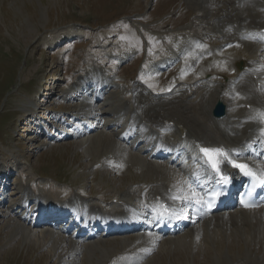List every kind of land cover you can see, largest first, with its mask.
I'll return each instance as SVG.
<instances>
[{
    "label": "rangeland",
    "instance_id": "374dc122",
    "mask_svg": "<svg viewBox=\"0 0 264 264\" xmlns=\"http://www.w3.org/2000/svg\"><path fill=\"white\" fill-rule=\"evenodd\" d=\"M213 2L225 7L226 0H0V170L6 168L8 174L5 182L9 181L0 184V197L3 196L0 200L5 201L0 203V264L260 262L263 243L254 239L249 244L245 242L252 235L247 226L216 230L209 236L199 234L197 239L188 233L161 242L155 238V246H158L157 243H166V247L158 246L149 257L147 255L153 249L147 253L143 242L139 244L144 236L139 238L137 234L116 239L105 238L99 246L95 245L98 242L75 241L79 247H84L82 252L75 254L70 244L72 240L62 235L55 237L60 244L54 251L47 245L40 248L25 245L19 235L13 234L17 224L22 225V222L9 209L18 204L22 184L31 185L37 193L53 196L54 199L61 196L60 199L67 200L73 195L78 196L75 193L79 192L89 203L110 212L119 210L122 195L128 189H137L152 181L157 184L167 182L165 176L169 166L157 163L161 168L159 176H148L151 169L143 157L129 152L122 144L124 153L112 151L116 136L111 130L101 128L102 125L91 135V143L88 136L84 140L83 137L62 139L61 133L73 128L75 116L83 114L86 115L83 120H87L88 114L102 106L99 98L96 103H87L90 99L85 97L83 102V96L77 97L80 92L76 91L79 78L91 74L96 68H104V75H113L118 83V87L111 85V93L106 94V98L110 97L112 102L117 99L118 103L134 99L136 107L141 106L142 98H149L151 101L148 104L155 103L144 94L141 98L139 96L140 100H136L137 94L135 96L133 90L139 86V82L149 87V90L144 88L145 93L150 95L152 91L162 96L174 91L179 82L190 84L185 86L188 88L195 87L203 80L214 79L215 75L233 79L235 75L232 69L235 67L229 59L240 62L244 54L248 53L241 45L229 53L219 52L217 57H207L198 73L190 77L194 69L191 63L198 61L199 54L223 42V35L217 32L221 30L209 23L210 18L206 20L204 17L206 11H212ZM139 24L141 32L137 28ZM192 37L203 41L198 44L201 43L205 50L198 51V54L196 51L191 52L189 63L182 69L176 68L179 65L176 63L172 68L151 76L150 70L155 60L168 56ZM61 39L66 40L65 44L53 50ZM240 48L245 53L239 54ZM126 55L132 57L127 63L121 64V58ZM215 80L225 82L222 79ZM119 84L121 90H118ZM83 85L80 84L79 88ZM172 94L163 99H171ZM169 102L165 101L167 104ZM109 115V120L115 119V116ZM30 120H36L39 128L41 123L47 124L48 133L33 135L26 132ZM110 122L115 126V121ZM98 137L113 143L110 147L107 145L109 148L102 147ZM106 157L108 160L114 157L116 161H107ZM132 158L138 159L134 161ZM119 159L123 160L120 166ZM37 231L41 234L55 230L44 227ZM47 237L50 239V236ZM179 240L182 243L177 245L176 241ZM66 241H70L69 245H66ZM135 246L139 247L140 258H147L127 263L125 254Z\"/></svg>",
    "mask_w": 264,
    "mask_h": 264
},
{
    "label": "bare ground",
    "instance_id": "6f19581e",
    "mask_svg": "<svg viewBox=\"0 0 264 264\" xmlns=\"http://www.w3.org/2000/svg\"><path fill=\"white\" fill-rule=\"evenodd\" d=\"M211 8L212 11H206L204 17L206 20L210 18L211 22L209 23L215 25L222 31L219 32L217 30L218 33L223 35L221 37L222 41L225 43L228 42L229 46L233 44L232 42H238L239 44L245 43L244 48H246L249 53L246 52L243 61L239 60L240 62L234 61V59H229L230 64L234 65L236 68L232 69L234 70L232 73H235H233L235 75L233 79H227V77L224 76V78H226L224 83L222 81L221 83L215 79H210L209 81H203L198 85L196 84V87H194V85L190 86V88H183L184 86L182 87V85H180L176 89V93L174 91L172 94V100L160 97H150V95L145 93L144 90H140V87H138L134 90L135 96L137 94L136 100H140L139 96L141 98L142 94H144L152 98L155 103L148 104L151 100L149 98H146V100L142 98L143 101L140 100V102L143 106L141 104L140 109H137L134 99L133 101H127L128 103H121L120 101L118 103L117 99L113 100L116 102H112L110 97L106 98L107 103L103 104L104 107L102 109L99 108V111L97 110L98 114L92 113L87 116V120L94 118L96 124L87 126L88 122L82 123L75 118L73 119V123L76 124V127L70 131L64 132L63 136V139H67L68 137L82 139L83 137V140L88 136L87 139L89 141L91 137L90 134H93L100 129L98 127L99 125L104 124L102 127L104 130L108 126H112L119 129L118 133L115 132L113 134L118 141L115 143L108 141L107 143V140L103 141L101 137H98L102 142V147L104 145L106 148H109L111 143H113L112 151L119 150L121 153H124L122 152L123 147L121 144L125 146L127 140H132V144L129 146L130 150L135 146H142V148L138 149L139 155L136 156L141 158V155L144 154L147 155L146 157L150 160H157L155 156L156 153L172 150L178 152L179 150H176L175 147L179 145L182 153H185L186 151L191 152V155H188L190 154L188 153L182 158V165L185 169L182 168V171L178 173L169 167L170 172L167 171L168 174L166 176L164 174L167 182L157 184L155 183L156 181H152L147 187H139L137 189H134V187L128 189V191L122 195V201L118 208L121 209L119 211L114 209L110 212L103 211L99 213L96 204L93 205L89 202L87 203L77 197H73L65 204L56 203L54 207L59 209L71 205L79 212L77 216H75L74 222L71 221L72 227L68 229L63 225V219H65V217L62 216L67 210L63 209L58 213H49V210L51 209L50 207L52 206L49 203L50 201H46L43 196L36 197V200L33 199L32 201V196H29V191L24 189L26 191L23 192L21 188L20 194L22 195V198L20 202L9 210L14 212L17 219L22 222V225L17 224V227H15L14 230L12 228V230L13 234L19 235L20 238H22L21 242L23 244H28L29 246H35L37 248L47 245V247H51L56 251L59 241H57L55 237L57 235H62L64 238L66 237L68 240L69 238L72 240V243H70V241L69 243L73 245V253H80L83 251L84 247H79L78 243L98 242L95 243V245L99 246L103 244V236L111 237L119 235L114 233L108 235L109 233L107 234L105 232L101 235L100 233L98 234V227L95 225L99 223V220H101V222L104 221V224L108 222L110 227H114V219L118 216L123 217L129 214V218L125 217L127 219L126 222L128 220H141L140 213L136 212L134 209L131 210V207L129 208V206L126 205L128 201H134L138 197L139 201H143V204L145 205L143 209L144 212L154 213L158 212V208L155 204L150 205V202L154 201L156 203V201L161 199L169 200V197L174 195L175 201L169 200V202L176 206V208L180 205L184 207V210H182L180 215L181 219H183L184 223L187 225L186 228L183 229L184 231H187L185 232L186 234H191L193 239H197L199 238L197 237L199 234L209 236L210 234L212 235L215 233L216 230H229L231 227H237L240 229L247 226L252 235L245 242L249 244V241L252 242L254 239L259 243H263L262 253L259 254L260 260H258L260 262L257 264H264V209L245 212L233 211L219 213L208 219L200 213L197 205H192V201H197L199 198L197 188L205 185L213 177L209 172L205 159L203 158L204 152L202 149H208L213 153L216 151H222L225 153L226 157L219 155L213 156L216 161L220 162V165L223 168H229L233 166V163H247L251 166L257 165L258 167H263L262 162H259L260 157L258 153L261 149V140L264 139V62L260 59L262 57L264 58V0H226L225 7H222L219 4L215 5L213 2ZM214 32L216 33L215 30ZM214 48V50H216V47ZM244 50L240 48L238 53L243 54L245 53ZM213 52L217 53V51ZM250 57L251 59H248ZM173 60L174 59L170 57V59H167L164 62L161 61L152 66L151 71H158ZM97 75L99 76V74ZM88 80L89 83H94L96 87L95 90L90 93L89 90L83 89L85 88L84 85L81 86L80 88L86 91L85 96H90L91 98L93 96L101 97L110 89V83L108 80H103V82H101L98 78L94 79L93 77L92 79L87 77L86 80H83L80 84L88 83ZM259 83H262L261 87H258ZM90 97H86V99L89 100ZM108 100L112 103H109ZM168 100H170V104L165 103V101ZM217 102H222L227 106V114L225 118L221 120H216L212 117L213 108ZM106 104L108 105L106 106ZM107 107L110 111H108L109 109ZM141 109H144V112L142 110L143 114L139 111ZM105 110L107 113L110 112L119 115L120 118L115 121V126L112 125L110 120H108L109 122L106 121L108 115L106 116L107 113ZM161 110L162 112H160ZM122 111L128 112L129 115L122 116ZM146 126H148V130H145L144 128ZM181 129L184 130L185 135L181 134ZM160 137H162L165 142L171 143L174 146L171 148L166 146L163 144L162 140H159ZM107 145H109V147ZM119 158H122V155H119ZM132 159L135 161V159L138 158ZM147 163L150 167L149 169H151L148 176H157L159 174V169H161L158 164L151 161H147ZM175 166L177 165L175 164ZM181 179L184 180L183 184L175 186L178 184L177 180L180 181ZM3 183L4 182L2 181L1 184ZM139 183H141V181ZM34 201L36 202L35 211L37 214L35 215V221H32L30 215L25 212V208L30 204H34ZM147 201L148 203H145ZM0 203H3L2 199L0 200ZM45 216H56V219L60 217L58 219V224L54 220L50 221H54L55 226H49L47 223L39 224L36 222L39 218ZM154 216H156V214H154L153 217ZM147 220L151 221L152 219L147 218ZM80 223H82L83 227L79 225ZM198 223H201V225L196 226ZM25 226H28L29 228H26ZM44 227H50V229H54L55 231H46L39 234L40 231L37 230ZM75 227L81 230H77ZM93 227V230H89ZM83 230H88L86 231L88 235L87 237H85L86 235H78L79 232ZM139 230L143 232L147 230L155 231L152 226L140 227ZM47 235L50 236V239H48ZM149 236L150 235L148 234L144 235V238L139 242V244L143 242L147 253L153 249L157 240L160 242L165 241L163 239L160 240L161 237L159 236H155L150 240ZM174 239L175 238H173V240ZM168 240H171V238ZM75 241H78V243L76 244ZM65 243H67L66 245H69L67 241ZM181 243L180 240L176 241L177 245ZM173 244H175V242ZM165 245L166 243H159L158 246L165 248ZM92 248L93 247H91V249ZM100 248L102 249V247ZM138 253L139 247H136L132 254L138 255ZM74 254L72 256H75ZM150 255L151 253H149L147 257ZM147 257L140 259L144 261ZM254 262L253 264H256V262Z\"/></svg>",
    "mask_w": 264,
    "mask_h": 264
},
{
    "label": "snow or ice",
    "instance_id": "6c2138e0",
    "mask_svg": "<svg viewBox=\"0 0 264 264\" xmlns=\"http://www.w3.org/2000/svg\"><path fill=\"white\" fill-rule=\"evenodd\" d=\"M202 151L204 152V154L206 156H209L210 159L214 155H219V156H225L226 157V154L223 153L222 151H216L215 153L210 152V150H208V149H202ZM212 165H213V168H215L219 172L217 161L213 160ZM233 166L236 167V168H239L245 175H252V173L247 169V167L245 165L233 163ZM225 180H226V178H225ZM197 202L199 203L200 201L198 200ZM245 206H248V205H245Z\"/></svg>",
    "mask_w": 264,
    "mask_h": 264
},
{
    "label": "water",
    "instance_id": "95a60500",
    "mask_svg": "<svg viewBox=\"0 0 264 264\" xmlns=\"http://www.w3.org/2000/svg\"><path fill=\"white\" fill-rule=\"evenodd\" d=\"M213 114L216 118H221L225 115V106L218 102L217 106L215 107Z\"/></svg>",
    "mask_w": 264,
    "mask_h": 264
}]
</instances>
